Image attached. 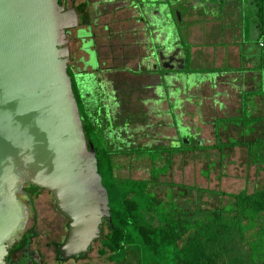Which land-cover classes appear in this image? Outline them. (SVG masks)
<instances>
[{
    "label": "water",
    "instance_id": "1",
    "mask_svg": "<svg viewBox=\"0 0 264 264\" xmlns=\"http://www.w3.org/2000/svg\"><path fill=\"white\" fill-rule=\"evenodd\" d=\"M74 18L57 0H0V264H113L107 191L66 71Z\"/></svg>",
    "mask_w": 264,
    "mask_h": 264
},
{
    "label": "flooded vegetation",
    "instance_id": "2",
    "mask_svg": "<svg viewBox=\"0 0 264 264\" xmlns=\"http://www.w3.org/2000/svg\"><path fill=\"white\" fill-rule=\"evenodd\" d=\"M219 1L57 0L63 9L72 10L75 15L73 23L64 27L63 31L67 43L66 71L75 100L78 99L77 108L80 107L87 120L100 128L106 143L120 148L116 154L135 153L127 149L137 145L177 147L179 142L178 147H181L180 93L200 82L211 89L216 84L235 87L227 53V46L235 37L241 59L237 78L240 82L248 78L247 70H239L246 67L244 61L249 58L245 53L241 54L238 45L243 36L241 0H230L235 3L233 8H230L229 0ZM174 3H178V6ZM182 6L186 9L184 18ZM197 9L205 14L202 16L205 21L215 17L211 21L223 23L212 28L222 37L223 52L220 65L213 62L215 52L207 55L212 65L205 71V77L206 72L212 74L209 78L197 80V75L193 74L191 78L195 83L185 84L182 75L191 72H182L180 58L186 50L182 34L189 38L191 25L200 23L202 18L192 17L193 10ZM194 37L196 41H203V37ZM244 44L243 41L241 45ZM199 46L204 47L203 44ZM201 52L205 54L204 49ZM224 61L226 66L222 65ZM175 100L177 103H173ZM164 102L168 108L160 109ZM166 117L172 119L173 135L170 137L163 131L169 125ZM140 129L142 133H139ZM90 130L87 129L89 140L92 138ZM176 151L181 152L182 147Z\"/></svg>",
    "mask_w": 264,
    "mask_h": 264
},
{
    "label": "trees",
    "instance_id": "3",
    "mask_svg": "<svg viewBox=\"0 0 264 264\" xmlns=\"http://www.w3.org/2000/svg\"><path fill=\"white\" fill-rule=\"evenodd\" d=\"M249 2L259 48L252 58L257 77L252 76L253 85L238 93L236 114L218 116L217 123L212 119L215 141L211 146L218 150V159L206 161L201 172L206 175L221 163L226 151L241 146L247 164H254L263 174L250 191L241 188L228 192L161 179L178 146H131L129 152L149 158L148 176L118 175L114 156L120 148L106 143L100 128L78 107L86 130L91 128L97 171L107 191L110 239L115 247L113 264H216L243 256L264 264V0ZM181 145L182 150L203 146ZM208 192L218 195L217 201L199 205L200 195Z\"/></svg>",
    "mask_w": 264,
    "mask_h": 264
},
{
    "label": "rangeland",
    "instance_id": "4",
    "mask_svg": "<svg viewBox=\"0 0 264 264\" xmlns=\"http://www.w3.org/2000/svg\"><path fill=\"white\" fill-rule=\"evenodd\" d=\"M206 1L212 3L215 0ZM233 1H228L230 2V8H233V6L235 5ZM219 2L220 1L217 0V3ZM174 4L178 6V3ZM239 4L242 10L243 17V21L241 22L243 36L241 42H238V45H240V49H243L241 53H245L250 58L244 61L246 67H240L239 70L245 69L247 70L245 71V73L249 75L250 72H248V69L252 70L251 73H254L253 70L257 71L254 66L252 67L253 63L251 60H253V54L259 48L256 45V32L251 20V4L249 0H241ZM212 8H216V6H212ZM179 9H181V7H179ZM196 11H199V13ZM196 11L193 10L192 13V17H194V19L198 17L202 18V16H205V14L200 12V10L197 9ZM185 13L186 9L184 6H182V18L186 17ZM184 14L185 16H183ZM218 16H221V14ZM211 18H209L207 21L202 18L203 20L200 19V23L195 22L191 25L189 29L190 32L194 31V34L200 36V38L203 37V41L209 44L211 43L210 40H217L218 36H206L205 32L204 35H202V31L205 29L207 30L209 27H211V30H214L216 26L223 24L220 22L215 23L216 21H211ZM183 24L184 21L182 20V27H184ZM178 26H180L179 23ZM195 35L191 33L190 37L192 36L194 38ZM227 38L229 39L228 36ZM220 39L222 40V37ZM243 41L245 44L242 46L241 44L243 43ZM182 43L183 47L185 48H188V45L190 46V44L186 43L184 34H182ZM209 44L207 45L210 46ZM193 46H196L191 52L193 57L189 58L187 56L185 58L184 65L182 67V72H191L197 75V80H205L206 78H209L212 75L211 73L206 72L207 76L205 77V71L212 66L211 62L207 59V55L210 54V52L214 51L210 50L211 47L202 48L200 46H197L196 43L193 44ZM202 49H205V54H202ZM237 52L238 48L235 37V39L232 42L230 41L229 45L227 46V53L229 55L230 60L229 64L232 66L231 75L234 76V79H232V83H234L235 87H229L225 85L224 87L221 84H216L211 89L206 83L200 82L197 86L189 89H183L180 93V96L182 97V106L180 108L182 113V126L180 127V129L182 130L181 143H198L203 146L200 149L192 150L185 148L181 152H174L171 157V165L167 173L164 176L160 177L161 179H172L174 181L183 182L187 184H196L198 186L207 187L211 189L219 188L228 192L237 191L241 188H245L247 191H250L253 186L259 183L262 179V171L257 172L255 170L254 164H247V162L245 161L244 148L241 146H234L230 150L226 151V155L221 160V163L212 166L206 175L202 174L201 172L205 166L206 161H217L218 159V150L215 147L211 146L212 143L215 141L212 119L214 118V122L217 123L219 121V119L217 118L218 116H228L236 114L238 110L237 108L240 105L238 95V91L240 90L239 88H241V86L243 88H247L253 85V81L250 82L249 76H247L248 78H246L244 82H240L237 78V68L240 59V56ZM221 55L222 53H218L217 55L215 54V59L213 61L214 64H221ZM250 64L251 67L248 68ZM222 65L226 66V62L224 61ZM190 80L192 79H188V81ZM223 90L226 92H223ZM219 99H221L222 104L218 107L217 103H215L214 101H218ZM173 103H177V100L173 101ZM249 105L251 106L252 102L249 103ZM176 106L177 105L175 104L174 107ZM162 108H168L166 107V102L161 104L160 109ZM155 113L157 114L158 111H156ZM157 118L158 117H156L155 119L157 120ZM166 118L169 125H166L165 130L163 131L165 135L169 134L168 136L170 137L173 135L172 119L169 120L168 117ZM142 132L143 130L140 129L139 133ZM157 136L160 137L159 134H157ZM221 138L223 139L225 138V136L222 135ZM140 140L143 139L141 138ZM177 145L179 146V142L177 143ZM180 146L182 147V145ZM181 147H178V149ZM151 150H154V148H151ZM122 151L125 150L123 149ZM114 160L118 164V166L115 168V172L118 175H130L132 177L138 178L148 176L150 161L149 159L143 156L138 157L136 153H130L129 155L118 153L115 155ZM218 197V195L213 193H202L199 198V205L204 206L206 205V203H215ZM222 198L225 199L226 196H223ZM189 205L193 206V202L189 203ZM255 263L256 262H252L249 257L243 256L241 258H225L223 260H219L216 264Z\"/></svg>",
    "mask_w": 264,
    "mask_h": 264
},
{
    "label": "crops",
    "instance_id": "5",
    "mask_svg": "<svg viewBox=\"0 0 264 264\" xmlns=\"http://www.w3.org/2000/svg\"><path fill=\"white\" fill-rule=\"evenodd\" d=\"M183 32H184V30H183ZM204 32H205V35L206 36H218L217 40L216 39L210 40L211 43L209 44V43H205L204 41H200V39H199V41H196V38L195 37L193 38L192 36L191 37L189 36V38H187L186 35H185V41H186V43L190 44V50H191V52H192L193 48L196 47V46H193V44L196 43L197 46H199L200 44H203L204 47H211L210 50L211 51H214L216 55L218 53H222L223 52V41L220 39L219 34H216L211 29H209V30H206L205 29ZM204 32H202L201 34L204 35ZM190 33H193V35H195L194 34V31H191ZM207 44H209L210 46H208ZM191 52H189V54H188L189 58H192L193 57V55L191 54ZM186 55H187L186 54V50H184L183 51V57L186 58ZM250 67H251V64L248 66V68H250ZM248 72H250L249 73V79H250V82H251L252 81V78H251L252 76L257 77V71L253 70L254 73H251L252 70H249L248 69ZM254 99L257 101V108L258 109H261V105L258 103V97L255 96ZM214 102L217 103L218 107L222 104L221 103V99H219L218 101H214Z\"/></svg>",
    "mask_w": 264,
    "mask_h": 264
},
{
    "label": "built area",
    "instance_id": "6",
    "mask_svg": "<svg viewBox=\"0 0 264 264\" xmlns=\"http://www.w3.org/2000/svg\"><path fill=\"white\" fill-rule=\"evenodd\" d=\"M258 44L260 45L261 44V41H259Z\"/></svg>",
    "mask_w": 264,
    "mask_h": 264
}]
</instances>
